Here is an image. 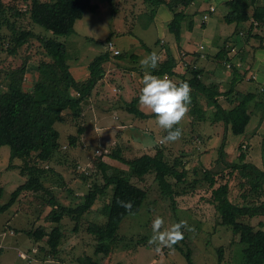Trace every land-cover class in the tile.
<instances>
[{
  "label": "rangeland",
  "instance_id": "obj_1",
  "mask_svg": "<svg viewBox=\"0 0 264 264\" xmlns=\"http://www.w3.org/2000/svg\"><path fill=\"white\" fill-rule=\"evenodd\" d=\"M2 1L8 9L13 7L24 12H27L31 5V0ZM40 1L51 2L52 0ZM116 1L117 12L114 13L106 2L93 0V4H97L99 7L98 12H85L83 19L79 20L75 26V34L67 37H56L52 32L42 27L33 26L29 16L24 15L18 19V24L24 29H33L40 36L58 38L59 41L70 44L68 64L71 73L77 80H87L90 77V64L101 54L111 53L110 61L104 65V78L95 88L81 121L76 124L70 118H66L67 123L65 125L56 126L61 133L60 142H65L66 145L56 154L53 162L46 165V168L55 170L62 179L50 172L46 185L54 188L53 190L56 191V195L62 204L73 205L76 208L84 201V195L87 194L91 184L95 182L103 184V177L98 170L97 160L103 153L107 155L116 148L121 149L124 158L127 160H133L145 154L155 155L159 150H163L171 163L177 159L179 161L182 159L184 166L186 165L187 169H190L189 183L195 179H200L201 182L191 185L178 183V186L173 187V195L170 197L162 191L154 174H150L142 180L133 178L136 184L148 190V198L138 214L126 217L121 223L118 232L120 239L113 249L114 253L111 260H107L108 256L104 254H95L99 242L87 230L90 223H103L105 221V218L100 214V209L104 205L103 201H97L94 206L95 208L98 207V213H88L86 218L81 219L78 231L75 230V222L66 218L61 225L62 229L65 230L61 254L56 260H43L44 254L39 252V245L34 243L26 231L45 228L51 232V229L57 224H49L46 221V216L52 209L49 204L45 203V199L35 196H22L17 204L0 215V246H4L0 248L3 250V253H0V264H17V261L21 260L24 261L23 264H80L79 259L85 256H91L101 264H188L186 258L176 249L175 245L171 249L162 248L159 254L154 251V246L149 245L148 241L152 235L151 225L156 216L164 219L165 227L186 221L189 226L194 228V231L191 232L183 230L186 241L185 243L180 241L179 244L192 249V258L196 264H245L243 246L239 243V237H234L230 229L219 224L217 211L206 200L210 196L209 183L203 179L202 174L198 171L200 165L212 171L218 168L217 151L222 143L221 133H223V129L220 125H212L211 116L215 109L207 110L209 116L206 122L208 121L209 125L204 124L205 122L194 124L188 112L180 124L184 128V135L181 139L176 142L162 143L166 130L161 129L155 123L156 118L138 119L134 115H129L126 107L139 96L142 88L144 69L140 65V60L150 54L144 46L157 51L160 57H166L170 53L176 58L181 56V45H185L191 35L194 36L193 40H195L191 45L193 50L198 49L199 45H203L212 55L207 57V60L210 58L209 64L198 63L199 69H204L202 79L207 85L221 84L220 90H226V86L232 80L233 69L227 64V67L223 65L226 67L225 70L230 72V77L228 75L226 81H220L225 79V75L220 78L213 73V64L221 61L216 58L217 54L214 48L208 49L214 43L220 45L227 39L229 40L223 46L230 45L231 52H238L234 54H237L238 57L242 56V61L249 63L248 67L247 63L240 62L243 67L241 68L238 65L240 60L237 61L240 72H249L245 83H250L240 84L243 86H241V90L238 88L237 90L246 92L251 88L254 89L256 86L254 80H249L250 77L263 84L264 78L262 76V79L256 78L254 67L256 63L261 62L260 68L264 70V48H260L261 39L254 35L257 34L264 38V29H258L254 34L251 33V37H248V29L251 25L248 23L245 25L247 29L245 36H243L240 32H235L236 25H230L224 21L223 16L227 11L229 0H195L187 10L189 15L187 20H194L197 23L196 27L191 32L188 30L185 32V36L179 45L175 36L169 32L167 23H165L167 19L173 18L169 7H162L161 9V12L166 13L164 15L169 18L164 16L160 19L158 15L155 18L151 16L153 6L146 3L145 0ZM166 1L171 4L174 3V0ZM183 9L180 6L177 11ZM13 16L12 13H9L7 17L14 20ZM184 25L186 27L187 23ZM3 34L11 33L6 30ZM159 41L162 43L156 44ZM111 43H113V50L108 47ZM40 44L38 39L32 40L19 49L15 56L6 53L1 54L2 80L6 81V74L19 68L26 61L28 66L25 76L26 88L35 83L39 77L38 67L43 59L42 45ZM232 45H238L239 49L234 51L236 48L233 49ZM175 46L177 49L172 50L171 48ZM121 53L128 54L123 59L114 57ZM185 56L187 57V55ZM185 56H182L183 61L178 59L176 71L180 77L169 78L173 82L179 83L182 79L181 75L187 71L188 66L184 64ZM191 58L188 56L187 61L194 63V58ZM221 102L225 103L224 97H222ZM203 105L206 106L205 100ZM140 110L148 116L154 115L141 109V107ZM123 117H127V119H123ZM261 117L262 114H256L248 127L250 136L248 140L250 141V138L254 137L249 142V146H251V150H248L249 158L259 164H262L261 151L259 152L255 147L261 145L263 138L264 125H261V128ZM80 126L85 127V134L82 136L79 146L74 150L68 146V138L71 134L77 135ZM259 128L260 130H258ZM194 131H196V135H194ZM242 138H228L226 151L229 153V160L235 161L237 159L238 150H236L235 142ZM10 154L11 149L8 146L3 147L0 151V169L4 171L0 184L5 189L1 201L2 205L8 203L12 193L25 182L24 177L19 172L7 171L10 164ZM111 164L126 175L131 172L129 165L117 161H111ZM195 168L196 173L193 172ZM83 174H89L90 178L84 180ZM170 181L176 183L173 179ZM184 191L187 194L180 197L178 193ZM70 192L79 194L77 196L82 199H74L76 196ZM239 193L240 190L233 186L232 199L236 201L239 198ZM43 195L47 196L46 194ZM204 197L205 200H203ZM173 198L175 204L172 202ZM188 209L190 210L188 211ZM7 234L9 236L2 240ZM221 247L223 248V258L220 260L218 249ZM25 256L30 258L25 259ZM35 257L37 260L33 261ZM29 260L33 263H29Z\"/></svg>",
  "mask_w": 264,
  "mask_h": 264
},
{
  "label": "trees",
  "instance_id": "obj_2",
  "mask_svg": "<svg viewBox=\"0 0 264 264\" xmlns=\"http://www.w3.org/2000/svg\"><path fill=\"white\" fill-rule=\"evenodd\" d=\"M103 1L114 13L117 12L116 0ZM193 1L195 0H174L171 4L166 0H145L153 6L151 13L153 18L161 13L162 7L170 8L173 18L167 23V27L179 45L185 32L187 30L191 32L196 27L194 20H187L189 18L187 10ZM180 6L184 9L177 11ZM227 6L223 16L224 21L227 24L236 25L235 32L238 31L245 36L247 29L245 25L248 23L251 24L248 37H251V33L254 34L258 29H264V0H229ZM98 10L99 7L93 4V0H52L51 2L31 0L30 8L24 12L13 7L8 9L0 0V55L6 53L15 56L19 49L36 39L40 41L43 52V59L38 67V80L27 88L26 61L19 68L6 74L7 82L2 80L3 75L0 70V151L5 146L10 147V164L7 171H17L25 179V182L12 193L10 200L4 205L1 201L5 189L0 184V215L17 204L22 196L45 199V203L52 209L46 216V221L55 223L57 226H54L51 232L45 228L26 231L34 243L39 245V252L44 254L43 260H56L61 254L65 232L61 227L63 221L66 218L73 220L76 224L75 230L78 231L82 218H86L88 213H98V211H92L97 201L104 202L100 214L105 221L90 223L87 230L99 242L95 254H104L108 256L107 260H111L113 249L120 239L118 232L121 223L126 217L138 214L148 198V190L136 184L133 178L142 180L154 174L162 191L170 197L173 195V187L178 183L191 185L201 182L200 179H195L189 183L190 169L184 166L182 159L171 163L163 150H159L155 155L145 154L136 159L127 160L121 149L116 148L107 155L103 153L97 160L103 184L97 182L91 184L87 194L84 195V201L76 208L73 205L62 204L54 188L47 187L48 173L53 172L62 179L55 170L46 168V165L53 162L56 154L64 146L60 142L61 133L57 125H65L66 118H70L76 124L81 121L95 88L104 78V65L110 61L111 53L101 54L90 64V77L87 80H77L68 64L70 44L61 42L58 38L40 36L33 29H24L18 24V19L24 15L29 16L33 26L42 27L56 37H67L75 34V26L79 20L83 19L85 12L95 13ZM9 13L14 15V20L8 19ZM185 23H187L186 27ZM6 30L11 34H3ZM254 36L261 39L260 48H264V38L257 34ZM159 43L162 42L159 41L156 44ZM144 48L150 53L153 51L146 46ZM127 54L121 53L114 57L123 59ZM203 58L207 60V55ZM203 58L199 56L194 63L184 62L188 67L186 73L181 75L180 82H187L191 88L189 115L193 123H203L208 119L209 115L203 105L205 100L206 108L215 109L211 116L212 125H220L223 129L222 143L217 151L218 168L212 171L200 165L198 170L203 179L209 183L210 196L206 200L217 211L219 224L230 229L234 237H239V243L243 246L245 264H264V133L261 145L255 147L259 152L261 151L262 164L251 160L248 154V150H251L249 142L254 139L251 137V140H248L250 137L248 127L256 114H262L260 126L264 125V84L256 83L250 77L249 80H254L256 87L246 92L237 90V85L248 78L249 72L242 73L237 66L232 65L237 59L243 60V57H238L231 52L228 45H224L216 58L222 62L221 64L228 62L227 66L230 65L233 69L232 80L226 86V90H220L221 84L207 85L202 79L204 69L198 67L200 59ZM177 66L178 60L168 53L166 57H160L158 68L150 69V71L153 75L160 77H180L176 71ZM222 97L225 98V103L221 102ZM138 98L139 96L128 104L126 111L141 120L155 117V115L148 116L140 110ZM179 127L182 129L183 136L184 129L180 125ZM77 132V135L71 134L68 138V146L71 149L79 146L85 134V127L80 126ZM164 134L166 136L167 131ZM230 137L232 139L243 137L235 142L236 150H238L235 161L229 160V153L226 151ZM111 161L129 165L130 174L123 173L113 166ZM196 171L195 168L193 172L196 173ZM3 173L4 171L0 169V180ZM82 177L84 180L90 178L89 174H83ZM171 179L176 183H171ZM233 186L240 190L236 201L231 196ZM70 193L76 196L74 199H82L76 193ZM178 194L182 197L187 193L184 191ZM118 200L131 201L132 210L125 211L117 204ZM172 202H175L174 198ZM185 239L182 243H185ZM175 246L186 258L188 264H196L190 247H183L179 243ZM218 252L221 260L223 248H219ZM0 253H3L2 249ZM35 259L37 260L36 257ZM79 262L80 264H101L91 256L80 258Z\"/></svg>",
  "mask_w": 264,
  "mask_h": 264
},
{
  "label": "clouds",
  "instance_id": "obj_3",
  "mask_svg": "<svg viewBox=\"0 0 264 264\" xmlns=\"http://www.w3.org/2000/svg\"><path fill=\"white\" fill-rule=\"evenodd\" d=\"M159 61L160 55L155 50L140 60L144 75L138 99L141 109L154 114L156 117L155 123L161 129L167 131V135L162 138L161 142L171 143L180 140L182 137V129L179 125L189 112L191 88L187 82L177 84L167 76L153 75L149 70L157 69ZM117 204L127 212H130L133 208L131 201L118 200ZM151 228L152 235L148 243L154 246V251L158 254L162 248L171 249L184 239L182 229L189 232L194 231V228L189 226L186 221H180L170 227H165V221L160 216L153 219ZM35 254L37 255V253Z\"/></svg>",
  "mask_w": 264,
  "mask_h": 264
},
{
  "label": "crops",
  "instance_id": "obj_4",
  "mask_svg": "<svg viewBox=\"0 0 264 264\" xmlns=\"http://www.w3.org/2000/svg\"><path fill=\"white\" fill-rule=\"evenodd\" d=\"M101 1H103V0H101ZM164 14H166V13H160V14H158V16H159V18L160 17H164L165 15ZM166 18H169L167 15L165 16ZM161 19V18H160ZM171 19L172 18H170L169 20L167 19L166 21H165V23H168L169 21H171ZM197 24V23H196ZM190 36V35H189ZM193 35H191L190 36V39H188L187 40V38H186V40H187V43L185 44V45H181L182 46V48H181V52H182V55L181 56H185V55H187V57H186V61H185V63H188L189 62V60L187 61V58H188V56L189 57H192V58H194V60H196V58L197 59H199V56H200V58H203V56L204 55H207V57H211L212 55H211V53H208V50H206V48H205V46H203V45H199L198 46V49H196V50H193L192 49V43H194V41L195 40H193ZM227 39V38H226ZM227 40H229V39H227ZM227 40H225L222 44H220V45H216V43H214L213 45H211V46H209L208 47V49H211V48H214V50L216 51V54H218L220 51H221V49H222V47L221 46H223V44L227 41ZM111 41V40H110ZM228 47H230V45H228ZM232 47H233V49L234 48H236V49H234V51L235 50H238L239 49V47H238V45H232ZM123 48V47H122ZM121 48V50H123ZM172 50H174V49H177L176 48V46L175 47H172L171 48ZM231 49V48H230ZM120 50V49H119ZM178 50H180V48H178ZM234 53H238V52H234ZM191 58V59H192ZM176 59L178 60L179 59V61H183V57H176ZM237 61H238V59L235 61L236 63H235V66H238V65H240V67L241 68H243L241 65H242V63L244 64V63H247V65L249 64L248 62H246V61H243L242 62V60H240L239 62H238V65H237ZM191 62V61H190ZM199 62H202V63H204L205 65H207V64H209L210 62L208 61V60H206V58L204 59H200V61ZM240 62H242V63H240ZM184 63V64H185ZM222 62H219V63H217V64H213V66H214V68L212 69L213 70V73H215V75H217L218 77H222V76H224L225 75V79L224 80H220L221 82L222 81H226L227 79H226V77L229 75V77H230V72L229 71H226L225 70V68L226 67H224L225 65L224 64H227V63H224V64H221ZM260 64H262L261 62H259L258 64L256 63V66L254 67L255 69H256V71H255V75H256V78H261L262 79V77L264 78V70L263 69H261L260 67ZM264 64V63H263ZM224 65V66H223ZM248 67H249V65H248ZM135 70V69H134ZM240 70V69H239ZM132 71V70H131ZM178 73V72H177ZM212 73V74H213ZM182 74V73H181ZM185 74V73H184ZM214 75V74H213ZM255 75H254V77H255ZM262 76V77H261ZM38 77V76H37ZM35 79H36V77H35ZM254 80L256 81V79L254 78ZM217 82H218V79L216 80ZM220 81H219V83H220ZM246 81H244V82H242V83H240V84H243V83H245ZM256 82H260V81H256ZM240 84H238L237 85V88L238 89H240L241 90V86H243V85H240ZM245 84H250L249 82L248 83H245ZM244 84V85H245ZM264 84V83H263ZM249 88V87H248ZM140 106V105H139ZM205 107V109L206 110H210L211 108H206V106H204ZM208 112V111H207ZM129 114V113H128ZM130 115V114H129ZM152 119L153 118H156V117H151ZM123 119H127V117H123ZM199 124H202L201 122H199ZM204 124H207V125H209L210 123L207 121H205V123ZM184 129V128H183ZM221 129H222V127H221ZM194 135H196L197 133H196V131H194ZM200 140V139H199ZM63 143V145H66L65 144V142H62ZM75 150V149H74ZM199 159V158H198ZM200 162H202V161H200ZM77 195H79V194H77ZM93 210H95V211H97L98 210V207L96 206V208L94 207V209ZM50 224V223H49ZM9 236V234H7V236L6 237H3L2 238V240H4V239H6L7 237ZM36 256V255H35ZM21 260V259H20ZM23 260H21V261H17V264H23ZM25 264V263H24Z\"/></svg>",
  "mask_w": 264,
  "mask_h": 264
},
{
  "label": "built area",
  "instance_id": "obj_5",
  "mask_svg": "<svg viewBox=\"0 0 264 264\" xmlns=\"http://www.w3.org/2000/svg\"><path fill=\"white\" fill-rule=\"evenodd\" d=\"M108 47H109V49L110 50H113L114 49V47H113V43H111V44H109L108 45ZM229 67H230V65H229ZM38 251H36L35 253H37ZM28 254V253H27ZM25 259H28V258H30L29 256H25L24 257ZM30 261V260H29ZM33 261H36V259H34ZM30 262H32V261H30Z\"/></svg>",
  "mask_w": 264,
  "mask_h": 264
},
{
  "label": "bare ground",
  "instance_id": "obj_6",
  "mask_svg": "<svg viewBox=\"0 0 264 264\" xmlns=\"http://www.w3.org/2000/svg\"><path fill=\"white\" fill-rule=\"evenodd\" d=\"M29 255H31V254H29ZM33 262V261H32Z\"/></svg>",
  "mask_w": 264,
  "mask_h": 264
}]
</instances>
